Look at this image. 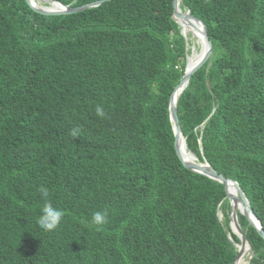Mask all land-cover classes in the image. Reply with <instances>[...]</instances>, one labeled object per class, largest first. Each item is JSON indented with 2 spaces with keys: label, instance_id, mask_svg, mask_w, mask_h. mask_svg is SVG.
I'll return each instance as SVG.
<instances>
[{
  "label": "trees",
  "instance_id": "obj_1",
  "mask_svg": "<svg viewBox=\"0 0 264 264\" xmlns=\"http://www.w3.org/2000/svg\"><path fill=\"white\" fill-rule=\"evenodd\" d=\"M171 1L43 16L0 0V264L233 263L222 186L174 149L169 99L191 54ZM180 8L212 45L177 99L186 149L239 185L264 230V0ZM45 202L64 212L52 231L36 223ZM238 223L248 264H264V240Z\"/></svg>",
  "mask_w": 264,
  "mask_h": 264
},
{
  "label": "water",
  "instance_id": "obj_2",
  "mask_svg": "<svg viewBox=\"0 0 264 264\" xmlns=\"http://www.w3.org/2000/svg\"><path fill=\"white\" fill-rule=\"evenodd\" d=\"M24 1L27 3L28 7L37 14L43 16H61V15L76 14L79 12H83L85 10L96 8L101 4L111 0H97L95 2L81 6H76V7L66 6L54 0H24ZM180 4H181V0L171 1L172 18L180 27L181 29L180 32L185 38V40H187L188 33H190L193 36L196 35V37H198L201 40L202 44L199 53H202V55L189 70L187 69L189 56H187L184 74L170 95L169 117L173 129L174 149L178 159L187 170L195 174L206 176L222 186L226 198L229 202V228L230 231L239 239L240 242L238 245H235V247L237 248V255L232 263L235 264L236 261L240 257H242L245 251L249 252L250 254L249 260L252 257L251 247L238 223V214H240L247 220V222L256 230V232L263 240H264V230L262 228L260 221L256 218L252 209L250 208V205L248 203L245 194L243 193V191L235 181L225 178L222 174H219L207 162L205 161L203 163L197 162L192 157L190 152L188 153L190 154L191 157L184 158L179 151V139L183 140L184 145H185V141L180 130L179 118L177 114V99L173 101V96L176 91L181 90L182 92L184 90L191 76L208 61L212 53L211 51L212 45L209 40L205 25L201 20L192 16L189 11H182V9L180 8ZM52 5H57V8H51ZM191 20L194 23L198 24L199 28L193 26L189 22ZM218 219L221 221L219 212H218Z\"/></svg>",
  "mask_w": 264,
  "mask_h": 264
},
{
  "label": "clouds",
  "instance_id": "obj_3",
  "mask_svg": "<svg viewBox=\"0 0 264 264\" xmlns=\"http://www.w3.org/2000/svg\"><path fill=\"white\" fill-rule=\"evenodd\" d=\"M96 112L99 116L104 115V110L102 107L97 106ZM78 134L77 129H73L71 132L72 136ZM41 192L44 196H47V190L41 188ZM64 212L62 209L54 207L50 202H45L40 210V215L38 216L36 223L40 228L46 231L55 230L61 223ZM107 222V212L106 211H96L91 216L90 223L94 226L100 227Z\"/></svg>",
  "mask_w": 264,
  "mask_h": 264
},
{
  "label": "bare ground",
  "instance_id": "obj_4",
  "mask_svg": "<svg viewBox=\"0 0 264 264\" xmlns=\"http://www.w3.org/2000/svg\"><path fill=\"white\" fill-rule=\"evenodd\" d=\"M51 8H57V5H52ZM193 26L199 28V25L194 23L192 20L189 21ZM196 37V35H194ZM197 39H199L198 37H196ZM200 42V45L202 44L201 43V40H199ZM202 53H198L196 55H194L193 57H190L188 59V64H187V69L189 70L195 63L196 61L201 57ZM180 92L181 90H178L175 92L174 96H173V101H175L176 99H178L179 95H180ZM179 151L181 153V155L184 157V158H190V154L188 153L184 143H183V140L182 139H179ZM247 251L244 252V254L242 255V257H240L235 264H243V258H244V255Z\"/></svg>",
  "mask_w": 264,
  "mask_h": 264
},
{
  "label": "rangeland",
  "instance_id": "obj_5",
  "mask_svg": "<svg viewBox=\"0 0 264 264\" xmlns=\"http://www.w3.org/2000/svg\"><path fill=\"white\" fill-rule=\"evenodd\" d=\"M199 40L200 39H197L195 36L191 35L190 33L187 34L188 50L190 51L189 53L191 54L189 55V58L198 54L199 51L201 50V45ZM219 215L220 218H222V211L219 212ZM249 257H250L249 252H246L243 258L244 259L243 264H248Z\"/></svg>",
  "mask_w": 264,
  "mask_h": 264
}]
</instances>
